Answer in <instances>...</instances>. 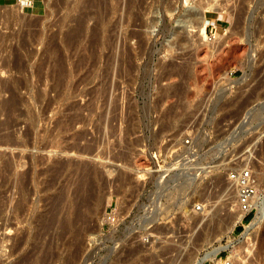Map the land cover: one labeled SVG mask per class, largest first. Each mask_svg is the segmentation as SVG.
<instances>
[{"label":"rangeland","instance_id":"374dc122","mask_svg":"<svg viewBox=\"0 0 264 264\" xmlns=\"http://www.w3.org/2000/svg\"><path fill=\"white\" fill-rule=\"evenodd\" d=\"M2 141L0 264H196L220 247L219 264H264V222L243 235L255 208L222 234L196 216L238 209L221 203L246 166L264 196V0H0ZM153 148L183 159L165 187L144 171Z\"/></svg>","mask_w":264,"mask_h":264},{"label":"bare ground","instance_id":"6f19581e","mask_svg":"<svg viewBox=\"0 0 264 264\" xmlns=\"http://www.w3.org/2000/svg\"><path fill=\"white\" fill-rule=\"evenodd\" d=\"M20 1V3L21 4H23V5H26V2H30V1H28V0H19ZM212 7V6H211ZM213 7H215V6H213ZM219 7V6H218ZM223 7V6H222ZM226 7V6H225ZM220 8V7H219ZM203 9V8H202ZM211 10V9H210ZM215 10V9H214ZM222 10V9H221ZM206 11H204V10H200V12L198 11L197 12V14H195V15H193V19H194V24H196V25H194L193 24V26H192V24H191V26L195 29V31L197 30L198 32H200V34H203V30H204V27H205V25H206V18H207V14L205 13ZM190 20V19H189ZM5 137V136H4ZM5 139V138H4ZM3 139V140H4ZM2 142H4V141H2ZM1 144V146L3 145V148L2 147H0V148H2L6 153L8 152V150H11L10 149V144L8 143V142H4V143H0ZM14 145V144H13ZM14 147V146H13ZM4 153V152H3ZM1 154V153H0ZM3 155H5V154H3ZM75 174V173H74ZM73 176V175H72ZM79 176V175H78ZM69 177V176H68ZM75 177V176H74ZM82 178V177H81ZM68 179V178H67ZM73 179V178H72ZM75 179V178H74ZM79 179H80V177H79ZM83 179V178H82ZM174 179V178H173ZM66 180V179H65ZM84 180V179H83ZM83 180H82V182H83ZM169 180V179H168ZM175 180V179H174ZM71 181V180H70ZM73 181V180H72ZM67 182H68V180H67ZM73 182H75V181H73ZM66 183V182H65ZM70 183V182H69ZM72 183V182H71ZM79 185H77V189H80V184L81 183H78ZM84 184V183H83ZM229 184V186L230 185H232L231 183H228ZM64 185H66V184H64ZM72 185V184H71ZM74 185V184H73ZM68 186V185H67ZM70 186V185H69ZM228 185H227V187H229ZM234 186V185H233ZM65 188V187H64ZM230 188H233L234 190H235V195L236 196H234V200H231V197H227V198H225L224 199V201L221 203V204H223V205H227V208H229V205L231 204V203H234V205H236V207H237V189L236 188H234V187H230ZM229 188V189H230ZM62 189H63V187H62ZM68 189V188H67ZM73 189V188H72ZM86 189V188H85ZM224 189V188H223ZM225 190H228L227 188H225ZM225 190L223 191V192H225ZM230 190H232V189H230ZM76 191V190H75ZM233 191V190H232ZM77 192H78V190H77ZM228 191H226L225 193H223L224 194V196H226V193H227ZM61 193V192H60ZM63 193H65V192H63ZM67 193V192H66ZM66 193H65V195H66ZM69 193V192H68ZM229 193V192H228ZM231 193H234V192H231ZM78 194V193H77ZM89 194V193H88ZM71 195V194H70ZM69 195V196H70ZM222 195V194H221ZM229 195V194H228ZM233 195V194H232ZM77 196V195H76ZM58 197V196H57ZM61 197H62V194H61ZM72 197V196H71ZM233 197V196H232ZM68 198V197H67ZM73 198V197H72ZM86 198V197H85ZM91 198V197H90ZM62 199V198H61ZM69 199V198H68ZM64 200V199H63ZM66 200V199H65ZM86 200V199H85ZM84 200V201H85ZM61 201V200H60ZM77 201V200H76ZM228 201V202H227ZM232 201V202H231ZM252 206L255 208V210H256V214H255V217H254V219L252 220V222L249 224V225H247L246 227H245V232H244V236H246V238H247V240H248V236H249V233H248V231L251 229V228H253L254 226H256V225H259V224H261L262 222H264V196H261V194H257V193H255L254 194V196H253V198H252ZM78 202V201H77ZM157 202V201H156ZM65 203H66V201H65ZM65 203H63V204H65ZM76 204V203H75ZM156 204V203H155ZM158 204V203H157ZM156 204V205H157ZM55 205V204H54ZM61 205V204H60ZM67 205V204H66ZM73 205V204H72ZM71 205V206H72ZM77 205V204H76ZM81 205V204H80ZM79 204H78V208H79V206H80ZM83 205V204H82ZM155 205V206H156ZM159 205V204H158ZM58 206V205H57ZM85 206V205H84ZM56 207V206H55ZM60 207V206H59ZM72 207H75V205L74 206H72ZM71 207V208H72ZM158 207V206H157ZM62 208V207H61ZM66 208H68V207H66ZM78 208H75V210L73 211V209H72V212L73 213H71L72 214V217H74V219H76L77 217H79V215H81V213H79V210H78ZM214 208V205H212V207L211 208H209V210H210V212H209V215H208V213L206 212V208L204 207V210H203V212H202V214H200L199 216L198 215H196L198 218H200L201 219V221L202 222H204L205 224L202 226V231L203 232H205V231H207L208 232V230H211L212 228L213 229H218L219 231H220V233L222 234V232H230L231 231V229H232V227L236 224V223H240V221H241V219L243 218V213L242 212H240L238 209H232V210H235V211H232V210H230L229 211V209H227L228 211H226L225 213H224V215H225V218H223V217H218L217 216V210H214L213 209ZM83 209V208H82ZM85 209V208H84ZM206 209V210H205ZM213 209V210H212ZM70 210V209H69ZM156 210V209H155ZM84 211V210H83ZM154 211V210H153ZM152 211V212H153ZM157 211V210H156ZM156 211H154V212H156ZM208 211V210H207ZM81 212V211H80ZM153 212V213H154ZM64 213V212H63ZM70 213V212H69ZM149 213V212H148ZM152 213V214H153ZM70 215V214H69ZM85 215V214H84ZM154 215H156V217H157V215H159V214H154ZM64 216V215H63ZM71 216V215H70ZM83 216V215H82ZM150 216H151V214H150ZM196 216H194L193 217V219L196 217ZM81 217V216H80ZM206 217H207V219H206ZM50 218V217H49ZM148 218H150V217H148ZM147 218V219H148ZM78 219V218H77ZM146 219V220H147ZM197 218H195V220H196ZM200 219H199V221H200ZM49 220V219H48ZM70 220H73V218L72 219H70ZM79 220V219H78ZM152 220H153V218L151 217L150 219H149V222L151 221L152 222ZM198 220V219H197ZM47 221V220H46ZM50 221V220H49ZM49 221H48V223H49ZM73 221H75V220H73ZM77 221V220H76ZM154 222H155V219L153 220ZM51 222V221H50ZM62 222V221H61ZM194 222V221H193ZM198 222V221H197ZM47 223V222H46ZM64 223V222H63ZM83 223H84V221H83ZM194 223H196V222H194ZM51 224V223H50ZM49 224V225H50ZM65 224H66V222H65ZM77 224H79V223H77ZM193 225V224H192ZM74 226V225H73ZM72 226V227H73ZM80 226V225H79ZM84 226V225H83ZM63 227V226H62ZM78 228V227H77ZM80 228V227H79ZM64 229H65V227H64ZM212 229V230H213ZM83 230V229H82ZM81 230V231H82ZM211 230V231H212ZM215 230H213V231H215ZM201 231V232H202ZM217 231V230H216ZM75 232V231H74ZM73 232V233H74ZM85 233H86V231H84ZM202 232V233H203ZM207 232H205V233H207ZM79 233H81V232H79ZM77 234V233H76ZM76 234H74V235H76ZM217 234H219V233H216V235L214 234V235H207L206 236V244L207 245H211L214 241H215V238H216V236H217ZM84 235V233L82 234V236ZM200 235V234H199ZM198 235V236H199ZM203 235V234H202ZM77 236V235H76ZM219 236V235H218ZM200 237H202V236H200ZM76 238V237H75ZM86 238V237H85ZM198 238V237H197ZM205 238V237H204ZM72 239H74V238H72ZM78 239V238H77ZM76 239V240H77ZM82 239V238H81ZM200 239V238H199ZM203 239V238H202ZM204 240V239H203ZM250 240H251V237H250ZM249 240V241H250ZM81 241V240H80ZM84 241V240H83ZM82 242V241H81ZM251 242H253L252 240H251ZM254 243V242H253ZM205 244V245H206ZM252 244V243H251ZM250 244V245H251ZM254 245V244H253ZM79 246V245H78ZM135 249V248H134ZM221 249V247L220 248H215V249H213L212 251H209V252H206L205 253V255L202 257V258H200L198 261H196V264H200L201 262H203V261H205V260H207V259H209V260H213L214 262H215V264H219L220 263V259H218L217 258V253H218V251ZM133 250V249H132ZM76 253V252H75ZM129 253V252H128ZM133 253H134V251H133ZM230 257V256H229ZM124 259V258H123ZM173 259V258H172ZM172 259H169V261H166L165 260V264H173V260ZM233 259V258H232ZM170 260H172L171 262H170ZM234 260V259H233ZM231 262H232V260H231ZM124 263V262H123Z\"/></svg>","mask_w":264,"mask_h":264},{"label":"built area","instance_id":"2783aa9c","mask_svg":"<svg viewBox=\"0 0 264 264\" xmlns=\"http://www.w3.org/2000/svg\"><path fill=\"white\" fill-rule=\"evenodd\" d=\"M190 140V138L185 137L183 144L184 146H186V148H184L183 152H187L190 150ZM164 142L166 143V141ZM183 157L185 158L186 155H184ZM182 161V158L177 160L170 154L163 155L159 149L153 148L149 153V160H147L144 171L146 174L157 178L158 183H156V185L158 187H165L163 185H166L168 183L167 179H169V174L172 173L176 169V167H178V165L182 163ZM227 177L228 181L237 189V208L244 214L243 218L240 221V223H243L245 217L249 214H252L254 209L251 200L256 193V188L252 172L250 170V167L246 166L245 168L230 172Z\"/></svg>","mask_w":264,"mask_h":264},{"label":"trees","instance_id":"16d2710c","mask_svg":"<svg viewBox=\"0 0 264 264\" xmlns=\"http://www.w3.org/2000/svg\"><path fill=\"white\" fill-rule=\"evenodd\" d=\"M251 216H252V214H249L248 216H246L244 221L245 222L249 221L251 219Z\"/></svg>","mask_w":264,"mask_h":264},{"label":"crops","instance_id":"0c3cea01","mask_svg":"<svg viewBox=\"0 0 264 264\" xmlns=\"http://www.w3.org/2000/svg\"><path fill=\"white\" fill-rule=\"evenodd\" d=\"M5 3L9 2V1H12V0H3Z\"/></svg>","mask_w":264,"mask_h":264}]
</instances>
